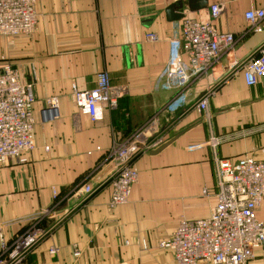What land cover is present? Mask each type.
Masks as SVG:
<instances>
[{"label": "crops", "instance_id": "crops-1", "mask_svg": "<svg viewBox=\"0 0 264 264\" xmlns=\"http://www.w3.org/2000/svg\"><path fill=\"white\" fill-rule=\"evenodd\" d=\"M188 1H37L35 32L16 38L36 64L35 85L27 79L32 68L11 63L34 88L36 148L24 163L0 164V226L12 240L44 210L55 207V212L41 223L50 236L23 264H177L159 244L181 218L210 215L217 202V160L264 159V78L248 86L239 68L264 46V30L250 31L245 17L264 7V0H205L201 8L203 1H193V8ZM214 4L223 9L214 24L233 33L237 44L193 82L185 106L169 112L163 107L176 89L165 90L162 82L181 48V19H210ZM171 5L181 18L168 16ZM102 71L109 73L118 105L106 107L103 119L93 122L80 113L71 92L74 84L94 88ZM53 93L62 94L56 120L43 113L47 94ZM209 93L206 117L195 105ZM155 114L166 143L140 154L130 202L111 207L110 188L102 185L110 165L95 171L97 165L114 142ZM213 136L225 140L210 145ZM257 215L264 221V204ZM51 247L58 253L51 254ZM258 255L248 264H264L262 252Z\"/></svg>", "mask_w": 264, "mask_h": 264}, {"label": "built area", "instance_id": "built-area-1", "mask_svg": "<svg viewBox=\"0 0 264 264\" xmlns=\"http://www.w3.org/2000/svg\"><path fill=\"white\" fill-rule=\"evenodd\" d=\"M38 0H0V36L31 35L38 25L36 4ZM220 4L210 9V19L202 20L185 16L181 19L180 50H176L163 76L162 88L175 90L164 105L169 112L181 110L187 102V91L197 79L207 75L224 52L232 50L238 39L231 32L219 30L214 24L222 12ZM250 31L264 30V7L245 13ZM149 39L156 40L155 35ZM187 58V60L185 59ZM244 80L253 86L264 78V46L258 53L239 64ZM205 94L196 102L200 111L209 117L208 97ZM71 97L80 113L93 122L104 117L106 107L118 105V95L110 83L107 71L98 74L96 86L81 90L73 85ZM36 95L32 84L25 83L20 70L8 62H0V164L11 160L27 161L26 155L36 148L34 105ZM45 117L58 114L54 97L45 100ZM159 114L116 142L95 171L110 165L102 185L110 188L109 205L118 207L130 202L132 187L139 178L136 160L143 152L157 149L167 140V132L160 127ZM224 137L213 136L208 144L218 145ZM196 146L191 147L195 149ZM217 202L205 218H181L170 236L160 246L169 250L177 264H248L264 258V221L257 213L264 204V159L244 156L237 160L218 159ZM54 196L59 193L54 190ZM55 207L48 208L32 218L29 226L12 240L6 239L0 226V264H23L32 251L47 237L51 230L41 227L45 217L53 215ZM74 256L81 251L73 246ZM58 253L57 247L50 248Z\"/></svg>", "mask_w": 264, "mask_h": 264}, {"label": "rangeland", "instance_id": "rangeland-1", "mask_svg": "<svg viewBox=\"0 0 264 264\" xmlns=\"http://www.w3.org/2000/svg\"><path fill=\"white\" fill-rule=\"evenodd\" d=\"M22 36H24V35H22ZM21 37V36H20ZM16 38H19V36H17V37H10V38H8V37H3V36H0V62H8V63H13V64H15V65H21V66H27V67H29V68H32V70H31V72L29 73V71H28V77H27V79L30 81V82H32V84L33 85H35V82H37L38 81V79H37V76H36V72H35V63L33 62V60L32 61H28V56L26 55V46L25 45H22L21 43V41H17L16 40ZM110 83H111V79H110ZM111 85H112V83H111ZM33 87V86H32ZM112 87H113V85H112ZM34 89V88H33ZM62 96V94H56V93H53V94H50V95H48L47 94V97H54V98H56V100H57V102H58V107L60 106V98H61V96ZM57 117V116H56ZM56 117H55V119L54 120H56ZM58 118V117H57ZM53 120V121H54ZM147 121V120H146ZM145 121V122H146ZM144 122V123H145ZM143 123V124H144ZM142 124V125H143ZM141 125V126H142ZM140 127V126H139ZM139 127L138 128H136L135 130H133L129 135H132V134H134L135 133V131L137 130V129H139ZM73 129H74V127H73ZM128 135V136H129ZM127 137V136H126ZM122 139H124V138H122ZM121 139V140H122ZM120 140V141H121ZM116 144V142H114L113 144H112V146H111V148L114 146ZM118 144V143H117ZM116 144V145H117ZM115 145V146H116ZM110 148V149H111ZM110 151V150H109ZM102 161V160H101ZM99 166V164L97 165V167ZM216 195H217V193H216ZM159 247H161L160 246V244H159ZM162 248V247H161Z\"/></svg>", "mask_w": 264, "mask_h": 264}, {"label": "water", "instance_id": "water-1", "mask_svg": "<svg viewBox=\"0 0 264 264\" xmlns=\"http://www.w3.org/2000/svg\"><path fill=\"white\" fill-rule=\"evenodd\" d=\"M193 1H195V0H189L188 3H186L185 5H187L189 8H193ZM201 1H203V3L200 5V8L205 6V4H204L205 0H201ZM175 7H176L175 5H171L170 7H168L167 8V14L169 17L176 20L177 18L178 19L181 18L183 16V14H178V15L175 14V12H174ZM157 151H159V150H157Z\"/></svg>", "mask_w": 264, "mask_h": 264}]
</instances>
